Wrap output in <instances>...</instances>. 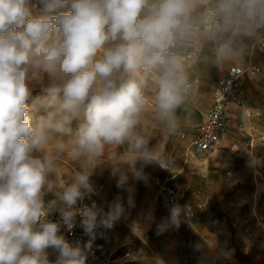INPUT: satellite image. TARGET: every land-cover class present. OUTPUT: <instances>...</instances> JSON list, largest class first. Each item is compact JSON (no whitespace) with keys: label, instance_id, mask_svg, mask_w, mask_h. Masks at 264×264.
Here are the masks:
<instances>
[{"label":"clouds","instance_id":"9594fccd","mask_svg":"<svg viewBox=\"0 0 264 264\" xmlns=\"http://www.w3.org/2000/svg\"><path fill=\"white\" fill-rule=\"evenodd\" d=\"M260 30L264 0H0V264H50V249L58 253L54 264H86L61 223L47 218L55 204L44 200L53 188L54 153L93 164L106 146L126 143L152 161L136 129L148 108L175 129L188 90L183 50L211 43L215 58L227 61L236 36ZM41 74L49 86L30 106V85ZM36 103L46 114L34 115ZM90 176L76 173L58 194L68 230L77 202L93 191ZM126 180L121 175L117 187ZM123 211L115 203L101 223L111 227ZM79 215L91 235L95 212ZM179 215L171 210L176 226Z\"/></svg>","mask_w":264,"mask_h":264},{"label":"rangeland","instance_id":"374dc122","mask_svg":"<svg viewBox=\"0 0 264 264\" xmlns=\"http://www.w3.org/2000/svg\"><path fill=\"white\" fill-rule=\"evenodd\" d=\"M261 36L264 30L236 36L234 55L227 61L215 58L211 43L186 59L194 91L176 110L175 129L170 131L154 108L144 111L136 129L147 139L146 149L155 157L152 161L145 162L126 143L106 146L93 164L67 152L54 153L55 170L48 177L53 188L45 194L63 191L76 173L94 169L96 176L90 182L94 189L80 200L95 212L109 252L119 264H264V50L251 54L260 72L241 79L242 105L232 103L223 115L218 146L197 153L187 150L188 141L180 137L193 135L209 107L215 80L231 63L248 57L252 43ZM30 86L31 106L44 94L49 80L41 74ZM153 95L151 91L150 100ZM198 100L201 107H193ZM44 114L45 108L36 103L34 115ZM54 144L55 140L50 145L53 151ZM133 171L140 173L139 179ZM121 175L127 180L117 187ZM157 181L177 190L178 205L167 202ZM115 203L124 211L111 227H105L101 221ZM173 208L180 209L179 226L171 222Z\"/></svg>","mask_w":264,"mask_h":264},{"label":"built area","instance_id":"2783aa9c","mask_svg":"<svg viewBox=\"0 0 264 264\" xmlns=\"http://www.w3.org/2000/svg\"><path fill=\"white\" fill-rule=\"evenodd\" d=\"M255 49L264 50V36L254 41L250 48V54L248 57H241L238 62L231 63L224 74H222L214 83L211 91V102L208 110L203 114L201 123L197 126L196 133L190 136L188 141V148L197 153H206L216 148L220 142V134L222 130V117L227 111V106L231 103L242 105L241 98L238 93V85L241 79L245 75L256 76L259 74L260 69L252 62V53ZM196 49H189L188 52L183 53L186 59H191L195 56ZM194 91V83L188 78V90L185 94V98L192 95ZM147 97L150 99V90L146 91ZM180 137L185 139V134H181ZM264 140V136L261 137ZM254 142L253 137L250 138L249 143L252 145ZM90 180L94 178V169H90ZM157 181V185L163 192L167 202L171 205H178V193L177 190L170 186L165 185ZM92 189L93 185H92ZM44 194L45 203L55 201V204L49 209L47 218L53 222L61 223V234L65 240L73 247H80L86 258V264H119L112 256L111 252L104 240V233L98 226L94 229V232L89 235L86 234L81 224V217L79 215L80 210H90L81 200L77 202V205L73 209L75 215V226L68 230L62 224L61 210L65 209V205L58 199V194ZM184 215L188 216L189 211L184 210ZM90 245V248L88 247ZM58 253L54 250H49L48 259L50 264H54V261Z\"/></svg>","mask_w":264,"mask_h":264},{"label":"crops","instance_id":"0c3cea01","mask_svg":"<svg viewBox=\"0 0 264 264\" xmlns=\"http://www.w3.org/2000/svg\"><path fill=\"white\" fill-rule=\"evenodd\" d=\"M259 38H260V37H259ZM184 53H185V52H184ZM248 56H249V55H248ZM251 58H252V57H251ZM233 63H234V62H233ZM254 64H255V63H254ZM255 65H256V64H255ZM256 66H257V65H256ZM223 74H224V73H223ZM221 75H222V74H221ZM221 75H220V76H221ZM220 76H219V77H220ZM219 77H218V78H219ZM203 78H206V77H202V78H201V79L203 80L202 82H204V79H203ZM218 78H217V79H218ZM217 79H216V80H217ZM216 80H215V81H216ZM214 83H215V82H214ZM213 85H214V84H213ZM212 87H213V86H212ZM150 93H151V90H150ZM210 102H211V95H210ZM191 105H192L193 107H196V106H200V107H201V104H200L199 102H196V103H194V104L192 103ZM230 105H232V103L229 104V105L227 106V110L231 108ZM209 106H210V104H209ZM208 108H209V107H208ZM207 110H208V109H207ZM201 121H202V116H201V118H200V121H199L198 125L201 123ZM198 125H197V126H198ZM197 126H196V129H197ZM195 133H196V130H195V132L193 133V135H194ZM181 134H184V133H181ZM191 136H192V135H191ZM185 137H186L185 139L187 140L190 136H186V135H185ZM187 156H188V155H187ZM95 176H96V174L94 175V178H95ZM94 178H92L91 180H93ZM91 180H90V182H91Z\"/></svg>","mask_w":264,"mask_h":264},{"label":"bare ground","instance_id":"6f19581e","mask_svg":"<svg viewBox=\"0 0 264 264\" xmlns=\"http://www.w3.org/2000/svg\"><path fill=\"white\" fill-rule=\"evenodd\" d=\"M201 100H198V102H200ZM237 105V104H236ZM190 148H188L187 150H189ZM191 159H192V161L195 163V162H197V159L192 155L191 156ZM198 163V162H197Z\"/></svg>","mask_w":264,"mask_h":264}]
</instances>
